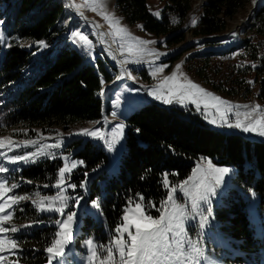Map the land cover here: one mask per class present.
Segmentation results:
<instances>
[{
    "label": "trees",
    "instance_id": "1",
    "mask_svg": "<svg viewBox=\"0 0 264 264\" xmlns=\"http://www.w3.org/2000/svg\"><path fill=\"white\" fill-rule=\"evenodd\" d=\"M249 3L250 0H206L192 34L202 38L223 34ZM115 7L129 25L142 26L145 33L155 37H167L169 47L186 39L182 27L192 11V0H167L160 18L151 13L149 0H116ZM173 18L177 23H172ZM67 25L62 0H0V33L7 37L5 53L0 44V126L26 132L25 138H35L100 121L104 109L108 112L101 92L113 77L100 60L94 67L77 50L61 47ZM245 32L251 38L243 39L228 53L233 57L242 52L251 65H229L225 83L216 85L212 74L218 76L221 72L214 58L207 56L199 61L194 74L230 97H248L256 87L258 100L264 102V2L254 10ZM35 55L39 57L34 59ZM126 124L125 145L115 172L101 170L90 183L89 199L99 198L102 208V215L98 214L101 228L111 229L117 224L129 198L138 201V194L143 195L145 204H159L166 195L161 183L163 173H169L172 182L183 181L200 160L235 167V183L255 197L258 208H264V144L222 135L176 109L154 103L133 112ZM71 149L75 150L72 158L84 162L85 172L109 162L106 151L90 141L76 142L67 147ZM58 168L59 161H46L20 175L30 181L51 183ZM222 206L215 215L246 252L242 263L264 264V239L250 221L248 202L237 196ZM40 231L43 229L27 235L21 264H47L41 252L38 257L32 251L47 247Z\"/></svg>",
    "mask_w": 264,
    "mask_h": 264
},
{
    "label": "rangeland",
    "instance_id": "2",
    "mask_svg": "<svg viewBox=\"0 0 264 264\" xmlns=\"http://www.w3.org/2000/svg\"><path fill=\"white\" fill-rule=\"evenodd\" d=\"M71 3L75 5H83L85 4V0H70ZM116 0H96V3L101 6V10L115 19L120 21L119 27H123L127 29L130 37L136 38L138 40H146V41H156L155 44H149L147 46L148 49H154L160 53H167V55H162L159 60H155L154 57H150L145 55L140 63H127L122 64L121 61H134L137 59L135 52L133 54H129L127 48L129 44L133 45L134 49L137 47L135 44V40L126 39L123 41L124 43V52L121 54L120 51V41L111 44L112 50L116 52L117 58L116 60H110L109 56L102 49L97 36L95 33L89 29L80 18L74 17V15L68 10L65 6L67 14H68V30L64 34L61 40V47H68L77 50L85 60L92 66H97V61L100 60L104 66L109 69L110 74L113 79L111 83L105 84L103 88V103L105 108H107L108 112H103L102 119L97 122L91 123H82L75 126L70 127L66 130L57 131L55 134L43 136V139H40L37 145H29L27 147L16 148L12 152H9L8 155H16L23 154L27 152L35 151L40 145L44 144H52L59 140H63V145L61 148L57 149H46L49 152H55L56 158L52 159L48 156H41L37 158L35 163H10L5 161L6 166L9 169L12 168H20L19 172H11L8 174H0V178H6L10 182L19 183L20 187L18 189L13 190V192L8 195L20 194V195H28L30 197L29 200L21 201L19 204L14 205L13 207L17 209L13 215V218L8 224H5L4 227H11L15 225L19 231L16 233H7L8 236L16 237L20 241L19 250L17 251V255L9 256L8 252L5 251L0 253V255L7 257L3 261V264H13L18 260V264L20 263V259L24 255V246L23 243L26 242L27 235H31V233L35 232L36 229H43L40 231L42 235H44V241H47V246L49 244L50 239L53 237L54 233L58 230L57 225L54 223V220L59 218L56 213H38L35 206L32 204L31 200L35 198V193L39 191L41 194H53L58 190L54 187L44 188L45 184H53L51 183H39L31 181V183H27L26 181H30L28 179H23L20 175L23 170L28 169L29 167L36 165L41 162L46 161H59L60 167L63 165L62 155H67L69 157V161H75L72 158L74 153V149L67 150V147L73 146L74 143H86L90 141L91 143L96 144L97 146L103 148L108 155L109 162L105 167L99 168L92 172H87L88 176L85 177V171H83V166H78L76 169L72 170L71 173V183L77 185L75 192L71 189H68L67 195L76 196L81 195L85 197V200H89L91 188L90 183L92 179L100 172L101 170H105L107 174L114 173L118 162H119V154L124 148L125 145V132L127 129L126 121L128 117L139 108H141L146 103H154L160 106L165 107L166 109H175L169 108L172 105L181 106L179 103L172 104H164L159 100L154 99L153 97L147 95V90L156 86L160 81L163 80L165 76L171 75L175 70L177 65H181L178 76H180L181 80L184 77H187L188 80H191L193 83L199 85L201 88L205 89L208 92H211L215 96L222 98L225 101H228L230 105H247L248 109L241 108V112L250 111L256 105H259L261 109H264V102L258 100L257 98V88L254 87L252 94L248 97L244 96H236L230 97L226 94H222L218 92L215 88L204 84L195 74L194 69L196 68L199 61L207 56L214 58V65L217 68V71H220V75L215 76L212 74V79L216 85H220L219 83H225L228 77V66L235 65L236 63L239 65H251V62L242 55V52L235 54L233 57L229 55L228 51L231 48L237 47L243 39H250L251 35L249 33L246 34L245 28L246 23L249 21L251 16L253 15L254 10L258 5H260L264 0H250L248 6L240 11V13L229 22L228 29L221 35L215 36L213 40L209 41H199L202 37H195L192 34V30L195 26H192L191 21L193 17L197 18V21L201 15L202 6L205 4L206 0H192V11L189 14L187 20L185 21L182 31L186 33V39L183 43L169 47L166 45L167 37H155L145 33L139 25L131 26L129 25L123 16L119 13V11L115 7ZM167 4V0H149V8L151 13L159 12L160 16L156 18H160L163 10ZM65 5V4H64ZM80 11L83 12L88 18H90L94 23H98L102 28L106 29L107 34L114 31L112 27H110L109 23L104 19L102 15H99L96 11H92L89 8H81ZM73 31H80L83 34H88V38L92 42L91 53L95 55V59L93 60L90 55L85 54L84 49L81 48L79 44L73 43L74 38L72 36ZM225 33H228L227 36L221 37ZM5 38V43L2 44V51H6L7 49V37L5 34L0 33ZM235 34V36H233ZM113 41V37L108 35ZM197 40V41H196ZM264 44V38H262ZM5 53V52H4ZM3 54V53H2ZM39 55H35L34 59H37ZM175 57H180L178 60H174ZM152 61H155L156 65L166 64L167 67L164 69L162 73H158L154 78L151 75V67ZM124 66L121 70L117 67ZM125 69L131 72L134 79L128 78L125 73ZM219 69V70H218ZM181 74H183L181 76ZM222 85V84H221ZM141 89L139 92H130L129 89ZM182 112L186 117L195 120L196 122L201 123L206 126L209 130V126L204 122L203 119L199 116H195V108L194 106H189L187 108L180 107L176 109ZM214 110V109H213ZM115 112L117 115L115 117L112 116V113ZM105 117H107V122H105ZM244 117L242 116L241 119ZM253 119L259 118L258 114H254ZM124 123L125 124V132L124 136L121 140V144H117L118 151L109 152L107 144L104 140H100L97 138L85 136L78 134L82 129H103V134L111 139L112 130L116 124ZM223 128H227L223 126ZM235 129V128H233ZM241 133L257 137L261 140H264V137L259 136L256 133H245L238 129ZM19 135H23L20 137ZM26 132L18 131L17 129H11L0 126V139H11L14 143H21L25 139H37L35 138H25L27 137ZM250 142V141H249ZM0 151H5V149H0ZM4 159V157H0V160ZM209 160H200L197 162V165H201L203 167L207 166V162ZM211 161V160H210ZM77 162V161H76ZM213 165H216L213 161H211ZM196 165V166H197ZM223 167V166H219ZM232 169V173L230 176L225 177L226 184L222 189V194L217 196L213 200V208H214V220L211 222V227L206 231L203 235H196V230L191 231V238L194 241L199 242V246H201L204 250V257L202 258L205 264H241L244 257H246V252H244L239 246L238 242L234 240L230 235L228 230L225 228L224 224L218 220L215 215V211H219L224 202L228 199L236 198L237 196L242 197L248 202V211L250 221L254 225L255 231L262 239H264V208H258V202L254 196L240 188L235 183V177L237 173V169L235 167H230ZM67 175V174H66ZM58 178V171L55 179ZM87 179L88 183L86 186V190L79 187L81 181ZM179 197V192L176 194ZM83 204L84 201H81ZM73 201H68V207L65 209V213L74 211L72 207ZM23 208L24 211L20 212L19 209ZM85 211H88L90 214L85 215ZM96 213V209H92L90 206L81 210L78 213V221L73 224V243L68 246L66 249V255L68 260L71 261V264H88L87 261V246L85 241L89 238L94 239L96 242H106L109 237L113 234L112 230L116 225H118L121 220L112 225L111 229L101 228L100 224V216ZM151 214L154 217H157L159 213L157 211L151 210ZM37 219H43L44 223L37 224ZM25 225H32L31 227H23ZM34 253L38 254L39 252L44 255L47 259V253L44 251H39L38 249L32 250ZM248 257V256H247ZM118 259V256L116 257ZM250 260V259H249ZM53 264H56V261H53ZM94 264H98V262H94ZM246 264V262L242 263Z\"/></svg>",
    "mask_w": 264,
    "mask_h": 264
},
{
    "label": "snow or ice",
    "instance_id": "3",
    "mask_svg": "<svg viewBox=\"0 0 264 264\" xmlns=\"http://www.w3.org/2000/svg\"><path fill=\"white\" fill-rule=\"evenodd\" d=\"M89 8L102 15L109 23L114 31L108 33L113 37V43L120 41L121 54L124 52V43L126 39L135 40L137 47L129 44L127 51L129 54L135 52L137 59L134 61H121L122 64L140 63L145 55L154 57L159 60L162 55L154 49H148L149 44H155L156 41L138 40L130 37L126 28L119 27L120 21L110 16L101 10V6L96 3V0H85L83 5H75L76 10L83 17L81 8ZM159 17L160 13H153ZM172 23H177L175 18ZM197 18L193 17L191 24L195 26ZM93 32L99 27L97 24L89 25ZM142 27V26H141ZM105 34L100 33L101 39ZM73 43L79 44L84 49L85 54L90 55L94 60L95 55L91 53L92 42L88 38V34H83L80 31H73ZM235 36V34H233ZM5 43V38L0 34V44ZM41 46H45L43 41L38 42ZM109 56L115 59L110 46L104 50ZM151 75L155 78L158 73H162L167 67L166 64L156 65L155 61L151 62ZM181 65L176 66V70L169 76H165L156 86L147 90V95L164 104L179 103L181 106H187V103L194 105L197 112L202 111V114L207 118L208 109H214L213 116L219 117V126L228 128L240 129L245 133H256L264 137V109L256 105L250 111L241 112V108L248 109L247 105H230L228 101L215 96L211 92L206 91L199 85L184 77L181 80L177 75ZM255 68V65H252ZM128 78L134 79L131 72L125 69ZM183 74H181L182 76ZM103 84V78L101 77ZM251 83V82H250ZM130 92H139L141 89H129ZM103 95V91L101 92ZM187 102V103H186ZM258 114L259 118L253 119V115ZM117 114L112 113L115 117ZM244 117L241 119V117ZM107 122V117H105ZM212 124H217L216 119L209 120ZM125 124H116L112 130L111 139H108L103 134V129H82L81 135L104 140L107 144L108 151H118L117 144H121V140L125 132ZM139 129L136 132L139 133ZM43 139V136L38 134L37 139H25L21 143H14L13 140L5 138L0 139V174H8L11 172H19L20 168L9 169L5 161L10 163L24 162L35 163L37 158L48 156L52 159L56 158L55 152L46 151V149H57L63 145V140H59L52 144L40 145L35 151L23 154L9 156L8 153L16 148L27 147L29 145H37ZM122 147V144H121ZM62 155L63 165L58 168V178L54 183L43 185L44 188L54 187L58 191L53 194H41L39 191L35 193V198L31 200L38 213H56L59 218L54 220L58 230L50 239L44 251L47 253V264H71L66 255V249L73 243V224L78 221V213L81 210L87 209L89 206L97 210V214L102 215V208L99 198L85 200L84 196L67 195L68 189L75 192L77 185L71 183V173L73 169L83 165V161H69L67 155ZM95 171V169L93 170ZM232 169L229 167H219L213 165L209 160L207 166L197 165L193 168L191 174L180 182H172L169 180V173H163L162 185L165 190V197L157 204L154 201L144 203L143 195L138 194V201L129 198L126 206L122 210L121 222L114 227L112 235L106 242H96L89 238L85 241L87 246V261L88 264H205L204 250L199 246L198 241L191 238V231L198 229L196 235L200 236L206 233L211 227V222L214 220L213 200L222 194V189L227 183L225 177L230 176ZM67 174V175H66ZM172 175H176L173 173ZM88 173H85V177ZM31 183V181H26ZM87 179L81 181L79 187L86 190ZM20 187L19 183L10 182L6 178H0V253L8 252L9 256L17 255L20 241L16 237L8 236L7 233H16L19 229L13 225L4 227L8 224L17 209L13 206L21 201L29 200L28 195H8L13 190ZM179 192V197L177 193ZM72 200L74 211L65 213L68 207V201ZM81 201H84L82 204ZM155 209L159 215L154 217L151 210ZM20 212L24 209L20 208ZM85 211V215H89ZM37 224L44 223L43 219H37ZM25 225L23 227H31ZM118 256V259L116 258ZM7 257L0 255V264ZM18 264V260L13 262Z\"/></svg>",
    "mask_w": 264,
    "mask_h": 264
},
{
    "label": "bare ground",
    "instance_id": "4",
    "mask_svg": "<svg viewBox=\"0 0 264 264\" xmlns=\"http://www.w3.org/2000/svg\"><path fill=\"white\" fill-rule=\"evenodd\" d=\"M72 5H73V7H74V9H76L75 8V6H74V4L72 3ZM76 12H77V14L78 15H80V13L76 10ZM76 18H78V17H76ZM80 18V17H79ZM81 20H82V22L89 28V29H91L92 31H93V29L89 26V25H91V24H97V25H99L97 22L96 23H94L90 18H88L86 15H84L83 14V17H81L80 18ZM95 35L97 36V39H98V41H99V44L101 45V47H102V49L103 50H105L106 48H108L109 46H110V49H111V52H112V54L115 56V58H117V54H116V52H115V50L113 51L112 49V46H111V44H112V41H111V39H110V37L108 36V34H107V31H106V29H104V28H102L100 25H99V27L97 28V29H95ZM100 33H103V34H105L104 36H103V39H101V36H100ZM107 54V53H106ZM108 55V54H107ZM109 56V55H108ZM109 58H110V60H116V59H113L112 58V56H109ZM120 70L124 67V66H121L120 65V67L119 66H117ZM123 70V69H122ZM187 103V102H186ZM192 104L191 103H187V106L185 107V106H179V107H182V108H187V107H189V106H191ZM192 106H194V105H192ZM195 108V107H194ZM215 110H213V109H208V116H207V118L202 114V112H203V107H202V111L201 112H197L196 111V109H195V116H199V117H201V119H203L204 120V122L207 124V126H209V128H211V129H213V130H215V131H218V130H223V131H226V132H235L236 130L235 129H229V128H223V126H219V117L218 116H213L212 115V113L214 112ZM211 119H216L217 120V124H212V123H210L209 122V120H211Z\"/></svg>",
    "mask_w": 264,
    "mask_h": 264
},
{
    "label": "water",
    "instance_id": "5",
    "mask_svg": "<svg viewBox=\"0 0 264 264\" xmlns=\"http://www.w3.org/2000/svg\"><path fill=\"white\" fill-rule=\"evenodd\" d=\"M62 1L64 2L65 6L68 8V10L74 15V17H78V18L82 17L81 15L77 14L76 9H74V7H73L72 3L70 2V0H62ZM227 35H228V33H225L221 37H225ZM213 39H214V37H212V38H200V39H197V40H199V41H209V40H213ZM169 108L179 109L180 107L177 106V105H172ZM231 129H233V128H231ZM210 130L215 131V130H213L211 128H210ZM235 130H236L235 132H226V131H223V130H218V131H215V132H218V133H220L222 135H227V136H238V137H241V138H243V139H245L247 141H250V142H258V143L264 144V140H261V139H259L257 137H254V136H249V135L243 134L236 128H235Z\"/></svg>",
    "mask_w": 264,
    "mask_h": 264
}]
</instances>
